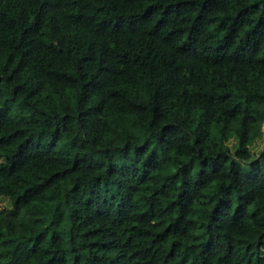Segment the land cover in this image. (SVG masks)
<instances>
[{
  "label": "trees",
  "instance_id": "1",
  "mask_svg": "<svg viewBox=\"0 0 264 264\" xmlns=\"http://www.w3.org/2000/svg\"><path fill=\"white\" fill-rule=\"evenodd\" d=\"M263 245L264 0H0V264Z\"/></svg>",
  "mask_w": 264,
  "mask_h": 264
},
{
  "label": "rangeland",
  "instance_id": "2",
  "mask_svg": "<svg viewBox=\"0 0 264 264\" xmlns=\"http://www.w3.org/2000/svg\"><path fill=\"white\" fill-rule=\"evenodd\" d=\"M262 145H263V141L261 140L259 145H258V148H260V146H262ZM257 236H258V232H254V231L248 232V234H244L241 236L242 237L241 240H242V242H252V244H254ZM261 251L263 252V255H264V245L261 247Z\"/></svg>",
  "mask_w": 264,
  "mask_h": 264
}]
</instances>
